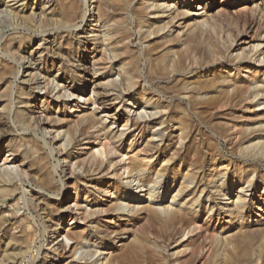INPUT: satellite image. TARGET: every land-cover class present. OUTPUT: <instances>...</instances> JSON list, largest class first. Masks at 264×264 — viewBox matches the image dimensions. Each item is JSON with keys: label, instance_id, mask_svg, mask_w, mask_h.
Segmentation results:
<instances>
[{"label": "bare ground", "instance_id": "obj_1", "mask_svg": "<svg viewBox=\"0 0 264 264\" xmlns=\"http://www.w3.org/2000/svg\"><path fill=\"white\" fill-rule=\"evenodd\" d=\"M3 18L5 264H264V0H0ZM80 65L102 77H50ZM26 207L51 211L43 232Z\"/></svg>", "mask_w": 264, "mask_h": 264}, {"label": "rangeland", "instance_id": "obj_2", "mask_svg": "<svg viewBox=\"0 0 264 264\" xmlns=\"http://www.w3.org/2000/svg\"><path fill=\"white\" fill-rule=\"evenodd\" d=\"M245 13H247L246 12V10H244V9H241V11H239V12H237V13H231V14H225V15H223V19L230 25V26H234V27H242L243 26V24L248 20V16L245 14ZM5 19L6 18H3V19H1V21H0V26H2V27H0V28H4L5 27V25L6 24H8L9 22H11V20H9V19H6L7 21H8V23H7V21H5ZM3 21V22H2ZM3 24H2V23ZM6 23V24H5ZM12 23V22H11ZM11 23H9V26L8 25H6L7 27H9V28H11ZM11 24V25H10ZM8 28V29H9ZM7 29V28H6ZM51 34H53V33H51ZM38 37V36H37ZM37 39L38 38H35L34 39V41H37ZM85 42H87V38H83V40H82V43L80 44V45H83ZM39 55V54H38ZM38 55H36V57H35V60H37L36 61V63H37V65H41V63H42V60H40V58H39V56ZM27 62V61H26ZM26 65H27V63H26ZM39 65V68L42 66H40ZM87 67H89L90 66V64L88 63L87 65H86ZM116 68V67H115ZM37 70H39V69H36L35 71H33V72H38ZM45 73V71H40V73ZM58 72V73H57ZM80 72V73H79ZM39 73V74H40ZM57 74L56 76H57V78L60 80V82L62 81V82H65V81H69V82H71V81H74V83L75 84H77V85H85V83L87 82V81H89V79H92L93 77H97V78H99V76L100 77H102L101 75H102V73L100 74H95L92 70H90V69H88V70H84V66L83 65H80L79 66V68H77L76 69V73H77V76H75V77H71V76H69L68 74H67V72H65L64 70H60V72L58 71V70H56L55 68H53L52 69V71H51V74L52 75H50V77L52 78V76L53 75H55V74ZM59 74V75H58ZM82 76V77H81ZM84 76V77H83ZM71 77V78H70ZM80 77V79H78ZM41 78V77H40ZM103 78H105L104 76H103ZM67 79V80H66ZM78 79V80H77ZM64 80V81H63ZM102 80H104V79H102ZM83 81V82H82ZM86 81V82H85ZM38 92H42V93H44L45 92V90H42L41 89V87L38 89ZM37 104L38 105H40L41 103L39 102V100L37 101ZM75 105V102H73L72 104H70L69 105V107H71V106H74ZM130 105V103H128V104H126V106L125 107H127V106H129ZM68 107V108H69ZM86 107H89V105H87ZM134 107H138V106H133V109H134ZM51 108H52V110L54 111V112H56L57 111V106H56V104L55 103H52L51 104ZM125 109V108H124ZM69 110V109H68ZM112 110V111H111ZM114 109H112V108H110V109H108V110H106L105 112H108V114H110V115H112V116H114V114H113V112L115 111H113ZM125 112L127 111V109L126 110H124ZM60 112H56V113H54V115L56 114H59ZM105 114V113H104ZM128 114H133V111H130V112H128ZM110 119H112V118H110ZM123 123V120L122 121H120V122H118L117 123V126L118 127H120V128H122V124ZM30 135V136H29ZM32 135H34V133H30V134H28V137L29 138H31V136ZM92 144V143H91ZM90 144V145H91ZM5 149V148H4ZM3 149V151L2 152H0V159L2 160L4 157H7L8 155H9V153L6 151V150H4ZM6 151V152H5ZM22 157H23V154H21L20 155V159H22ZM57 157H61V154H57ZM63 160V159H62ZM52 161H53V163H55V159L53 158L52 159ZM64 162V161H63ZM62 162V163H63ZM65 166V162L62 164V167L60 168V170L57 172V178L59 179L60 178V180H61V178H64L66 175L65 174H68L69 173V169H67V166L66 167H64ZM64 168V170H62ZM64 176V177H63ZM62 181V180H61ZM59 182L58 183V186L60 187V191H62V186H61V184H62V182ZM27 188H29V187H27ZM28 190H31V188H29ZM73 192H74V190H72V194L70 193V198H69V200H71V199H75V196H73ZM99 193V192H98ZM51 194V193H50ZM65 195V191H62V193H61V197H63ZM20 196V194H17L16 196H14L13 198H10L9 200H7V205H5V207H4V209H3V211H5L6 213L7 212H10V214L12 213L13 214V217H12V214L9 216L8 214L6 215L5 213V216H7L6 217V225H7V228L9 229L10 228V230L12 231L13 230V225H11L12 224V222H15V220H14V218H16V215L14 214V212L15 211H10V210H8L7 208H8V206L10 205V204H12V203H14L15 201H16V199L18 198ZM81 197H82V200L83 199H85V193H84V191L81 193V195H80ZM84 197V198H83ZM93 198V197H92ZM97 198H99V199H102V200H110L111 198H107V197H105V196H102L101 198L100 197H97ZM15 200V201H14ZM11 201V202H10ZM13 201V202H12ZM10 203V204H9ZM6 209V210H5ZM28 209V210H27ZM17 211V210H16ZM30 211V212H29ZM23 212V213H22ZM25 212V213H24ZM44 212V213H43ZM49 212L50 213H48V211L46 212V211H44V210H40L39 212H35V211H31L28 207H26V208H24V209H22V210H20V213L21 214H19V215H24V214H26L27 213V216L28 217H30V213H31V215H34V216H31L30 217V219H31V221L32 220H34V222L32 221V224L35 226V228H37L38 230H41V232H43V229H44V226L45 225H47L48 223L47 222H49V220H50V218H51V211L49 210ZM48 213V214H47ZM1 214V213H0ZM40 214H42L43 216L42 217H45V218H41V215ZM47 214V215H46ZM39 217V218H38ZM34 218V219H33ZM111 217L108 215V214H104L102 217H101V222H103L106 226L107 225H110L111 224V221H109V219H110ZM39 219V220H38ZM57 219H61V217H58ZM11 222V223H10ZM43 222V223H42ZM82 223H83V220L81 221ZM38 224V225H36V224ZM119 224V223H118ZM8 225H10V227L8 226ZM81 225H84V224H81ZM121 225L119 224L118 225V228L120 227ZM115 228V226H111V228ZM17 231V230H16ZM38 232H40V231H38ZM51 235V234H50ZM114 236V235H113ZM115 237V236H114ZM114 237H113V239H114ZM111 241V240H110ZM42 253L40 254V258H39V260L38 261H36V264H40L39 263V261H42V259H43V256L46 254L45 252H43V251H41ZM35 254H36V252H34ZM33 253V254H34ZM45 253V254H44ZM51 256V254H49V257ZM1 260H3L2 259V255H1V253H0V261ZM70 259L69 258H67V259H65L64 260V262H66V261H69ZM2 263H0V264H5V263H7V261L6 262H4V260L3 261H1ZM4 262V263H3ZM28 263V262H27ZM24 264H26V262H24ZM45 264H50V263H45Z\"/></svg>", "mask_w": 264, "mask_h": 264}]
</instances>
